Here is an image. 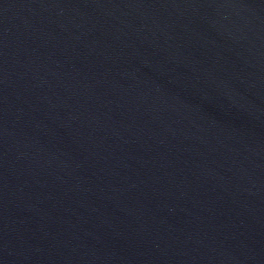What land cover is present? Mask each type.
<instances>
[{
	"label": "water",
	"instance_id": "95a60500",
	"mask_svg": "<svg viewBox=\"0 0 264 264\" xmlns=\"http://www.w3.org/2000/svg\"><path fill=\"white\" fill-rule=\"evenodd\" d=\"M0 264H264V0H0Z\"/></svg>",
	"mask_w": 264,
	"mask_h": 264
}]
</instances>
